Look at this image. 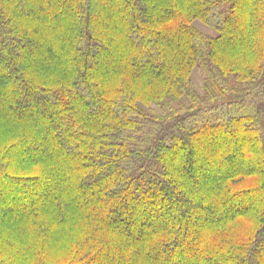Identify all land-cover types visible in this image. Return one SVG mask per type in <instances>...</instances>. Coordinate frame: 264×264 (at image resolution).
<instances>
[{
	"label": "trees",
	"instance_id": "1",
	"mask_svg": "<svg viewBox=\"0 0 264 264\" xmlns=\"http://www.w3.org/2000/svg\"><path fill=\"white\" fill-rule=\"evenodd\" d=\"M8 123L0 264H264V0H0Z\"/></svg>",
	"mask_w": 264,
	"mask_h": 264
},
{
	"label": "rangeland",
	"instance_id": "2",
	"mask_svg": "<svg viewBox=\"0 0 264 264\" xmlns=\"http://www.w3.org/2000/svg\"><path fill=\"white\" fill-rule=\"evenodd\" d=\"M193 25L195 28H197L200 32L206 34V35H214L215 32L214 30L205 25L203 22H200V21H193ZM204 72H203V69L200 68V67H196L193 72H192V75H191V82H192V87L195 88V91H197L198 93H203V84H204ZM184 102H187V99L184 97L182 99ZM156 106L152 105L151 108H154ZM157 108V107H156ZM157 110H160L159 108H157ZM10 127H13V125H10L9 123L4 127H0V139L3 138L7 135V132H6V129ZM45 194V193H44ZM36 195V194H34ZM12 196L14 197H17L18 195L16 194H12ZM25 195H22L21 197H19V201H25V200H28V198H26ZM15 198H10L9 201H11L12 205H14V200ZM25 199V200H24ZM42 200L39 199L38 201ZM37 201V202H38ZM3 212H5L4 210H7L6 207H3ZM10 216H8L9 218ZM8 224H9V229L10 231H13L15 234H11L9 231L8 233H10L11 235L15 236V237H19V239H17V242L20 244V245H23L24 248L23 250L18 254L20 256H23L24 257V260H25V264H42V260H40L38 258V256L36 254H32V253H29L28 251L24 250V249H27L26 247H28V245H30L28 239H24V237H20L18 236V231H19V224H18V221L14 220V219H10L8 221H6ZM77 223V222H76ZM64 229H67V230H70L74 233H77V232H83L84 230L82 228H78L76 227V225L74 223L72 224H68ZM56 244L54 245H51L49 247V245L47 246V251L46 253L48 254L47 256V260H50V259H57L58 257H61L63 256V249L64 247H67V242H63V237L61 240L57 239L56 238V241H55ZM23 260V261H24Z\"/></svg>",
	"mask_w": 264,
	"mask_h": 264
}]
</instances>
